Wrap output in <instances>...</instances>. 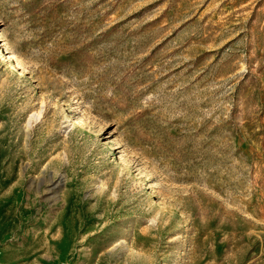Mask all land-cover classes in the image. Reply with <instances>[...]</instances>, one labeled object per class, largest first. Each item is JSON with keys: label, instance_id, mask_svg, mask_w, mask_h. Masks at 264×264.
<instances>
[{"label": "rangeland", "instance_id": "374dc122", "mask_svg": "<svg viewBox=\"0 0 264 264\" xmlns=\"http://www.w3.org/2000/svg\"><path fill=\"white\" fill-rule=\"evenodd\" d=\"M0 47V264H264V0H0Z\"/></svg>", "mask_w": 264, "mask_h": 264}, {"label": "bare ground", "instance_id": "6f19581e", "mask_svg": "<svg viewBox=\"0 0 264 264\" xmlns=\"http://www.w3.org/2000/svg\"><path fill=\"white\" fill-rule=\"evenodd\" d=\"M2 47H0V49H1ZM6 56H8V58H6V59H8L9 61L10 60H14L13 61V64H14V62H16L15 63V65H16V67L18 66V68H20V64L18 63V61H15V57L13 56V54L11 53V52H7L6 53ZM80 122V121H79ZM72 123H73V125H76V124H78V122H74V121H72Z\"/></svg>", "mask_w": 264, "mask_h": 264}]
</instances>
